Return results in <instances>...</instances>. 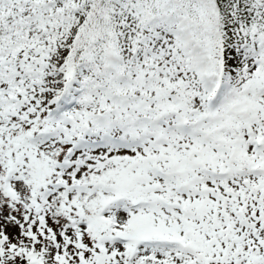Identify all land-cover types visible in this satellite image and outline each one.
I'll use <instances>...</instances> for the list:
<instances>
[{
	"label": "snow or ice",
	"instance_id": "1",
	"mask_svg": "<svg viewBox=\"0 0 264 264\" xmlns=\"http://www.w3.org/2000/svg\"><path fill=\"white\" fill-rule=\"evenodd\" d=\"M0 264H264V0H0Z\"/></svg>",
	"mask_w": 264,
	"mask_h": 264
}]
</instances>
